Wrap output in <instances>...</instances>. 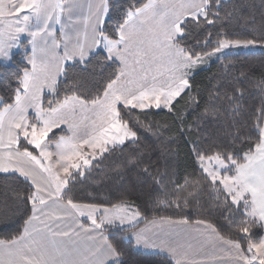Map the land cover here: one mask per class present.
Here are the masks:
<instances>
[{
    "label": "snow or ice",
    "instance_id": "obj_1",
    "mask_svg": "<svg viewBox=\"0 0 264 264\" xmlns=\"http://www.w3.org/2000/svg\"><path fill=\"white\" fill-rule=\"evenodd\" d=\"M257 48L264 0H0V264H264Z\"/></svg>",
    "mask_w": 264,
    "mask_h": 264
},
{
    "label": "trees",
    "instance_id": "obj_2",
    "mask_svg": "<svg viewBox=\"0 0 264 264\" xmlns=\"http://www.w3.org/2000/svg\"><path fill=\"white\" fill-rule=\"evenodd\" d=\"M255 2L257 3L258 6L259 0H255ZM262 58H264V50L255 52V55L250 57L249 59H251L253 62L258 64ZM212 71H215V66H213ZM204 75L205 74H202L201 76L197 77V79L200 81H204ZM178 151H179L178 164L180 169L182 170L185 164L187 163V158L185 155L186 149L184 148L183 144L180 145ZM10 231H11L10 228H5L3 225H0V236L7 235Z\"/></svg>",
    "mask_w": 264,
    "mask_h": 264
},
{
    "label": "rangeland",
    "instance_id": "obj_3",
    "mask_svg": "<svg viewBox=\"0 0 264 264\" xmlns=\"http://www.w3.org/2000/svg\"><path fill=\"white\" fill-rule=\"evenodd\" d=\"M261 50H264V49L257 48L254 50V52L261 51Z\"/></svg>",
    "mask_w": 264,
    "mask_h": 264
}]
</instances>
